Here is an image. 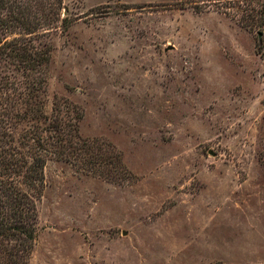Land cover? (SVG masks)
<instances>
[{"label":"rangeland","instance_id":"obj_1","mask_svg":"<svg viewBox=\"0 0 264 264\" xmlns=\"http://www.w3.org/2000/svg\"><path fill=\"white\" fill-rule=\"evenodd\" d=\"M186 1L64 0L46 112L105 166L47 163L31 264H264L261 7Z\"/></svg>","mask_w":264,"mask_h":264},{"label":"trees","instance_id":"obj_2","mask_svg":"<svg viewBox=\"0 0 264 264\" xmlns=\"http://www.w3.org/2000/svg\"><path fill=\"white\" fill-rule=\"evenodd\" d=\"M224 1L186 4L203 11ZM253 2L261 9L251 10L247 26L261 31L264 0ZM64 10V0H0V264H31L49 161L105 166L90 154L95 143L82 138L68 107L55 102L52 113L46 112L52 50L43 48V39L73 24Z\"/></svg>","mask_w":264,"mask_h":264}]
</instances>
